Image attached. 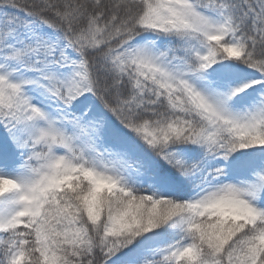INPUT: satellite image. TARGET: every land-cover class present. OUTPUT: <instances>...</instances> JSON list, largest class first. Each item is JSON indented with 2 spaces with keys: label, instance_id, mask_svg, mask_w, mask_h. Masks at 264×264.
Returning a JSON list of instances; mask_svg holds the SVG:
<instances>
[{
  "label": "snow or ice",
  "instance_id": "snow-or-ice-1",
  "mask_svg": "<svg viewBox=\"0 0 264 264\" xmlns=\"http://www.w3.org/2000/svg\"><path fill=\"white\" fill-rule=\"evenodd\" d=\"M0 264H264V0H0Z\"/></svg>",
  "mask_w": 264,
  "mask_h": 264
}]
</instances>
